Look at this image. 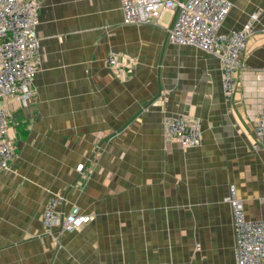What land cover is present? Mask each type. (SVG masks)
Segmentation results:
<instances>
[{"label":"crops","instance_id":"0c3cea01","mask_svg":"<svg viewBox=\"0 0 264 264\" xmlns=\"http://www.w3.org/2000/svg\"><path fill=\"white\" fill-rule=\"evenodd\" d=\"M229 1L220 33L257 15L230 100L218 57L168 43L157 23L124 25L119 0L42 1L34 96L10 104L16 158L0 172V264H234L229 187L248 219H264V151L253 147L264 0ZM110 52L125 79L107 68ZM167 117L199 120L200 144L166 141ZM58 196L61 211L90 220L56 241L41 220Z\"/></svg>","mask_w":264,"mask_h":264},{"label":"built area","instance_id":"2783aa9c","mask_svg":"<svg viewBox=\"0 0 264 264\" xmlns=\"http://www.w3.org/2000/svg\"><path fill=\"white\" fill-rule=\"evenodd\" d=\"M42 1L0 0V172L7 170L16 158L9 134L10 104L26 105L34 96L40 48L36 26ZM119 7L124 25L157 23L164 29L168 43L194 46L218 57L223 95L227 100L233 97L257 15H251L241 29L220 33L232 8L229 0H119ZM165 15L168 20L162 22ZM106 65L118 78L125 79L119 54L108 53ZM163 135L183 148L196 147L201 141V123L191 117H167L163 121ZM253 147L264 151V105L253 128ZM77 168L81 170L82 166ZM224 202L231 211L234 264H264V219L246 217L233 186L229 187ZM260 202L264 205V181ZM61 203L62 197L50 198L41 221L46 233L56 241L61 231L78 230L90 220L78 209L64 213L60 210Z\"/></svg>","mask_w":264,"mask_h":264},{"label":"rangeland","instance_id":"374dc122","mask_svg":"<svg viewBox=\"0 0 264 264\" xmlns=\"http://www.w3.org/2000/svg\"><path fill=\"white\" fill-rule=\"evenodd\" d=\"M163 137H164V135H163ZM164 139L166 140V141H173V140H167L165 137H164ZM180 145V144H179ZM182 147V146H181ZM183 148V147H182ZM80 166V165H79ZM78 167V166H77ZM82 169V168H81ZM77 170H79L78 168H77ZM70 212V211H69ZM68 213V212H67ZM42 221V220H41ZM75 231H77V230H75ZM72 232H74V231H72Z\"/></svg>","mask_w":264,"mask_h":264}]
</instances>
